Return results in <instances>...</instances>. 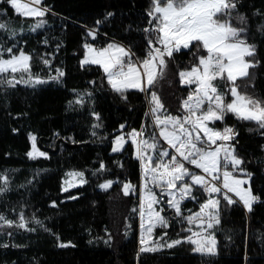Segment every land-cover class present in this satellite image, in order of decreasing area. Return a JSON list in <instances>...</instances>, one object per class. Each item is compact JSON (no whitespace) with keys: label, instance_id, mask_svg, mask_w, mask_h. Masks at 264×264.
<instances>
[{"label":"trees","instance_id":"16d2710c","mask_svg":"<svg viewBox=\"0 0 264 264\" xmlns=\"http://www.w3.org/2000/svg\"><path fill=\"white\" fill-rule=\"evenodd\" d=\"M43 6L50 9L42 18L46 23L31 31L35 19L24 18L9 4L0 3V23L17 33L12 37L0 30V44L5 48L15 44L13 52L22 49L30 54L31 71L46 81L35 86L0 84V174L9 177L8 190L0 193V214L18 222L23 212L28 221L27 228L0 227V264H264V129L255 122L238 120L231 113L215 122L216 129L228 126L238 133L231 141L234 155L243 161L239 168L251 174L252 193L259 197L250 211L237 199L231 205L221 200L220 223L211 228L216 252H195V245L187 242L141 252V171L137 169L131 140L121 154H111V138L118 134L117 123L124 125L128 133L144 129L143 139L158 133L159 128L148 113L146 97L137 98L139 94L132 90L123 95L115 92L99 65L82 66L81 61L85 43L100 48L117 43L143 58L147 38L143 29L150 27V2L43 0ZM240 17H244L243 23ZM231 24L245 28L243 38L255 46L254 56L248 57L255 67L236 85L241 93L264 100V0H238ZM89 31L95 33V38L88 35ZM193 51L182 49L173 58H166L163 77H158L149 90V94L156 92L164 110L172 116L183 115L182 101L191 91L181 84L178 73L194 62ZM44 59L50 63L45 65ZM56 69L64 75L58 80L50 79L57 75ZM215 84L220 91H226L223 81ZM76 119L82 121L91 139L68 138L67 124ZM32 134L47 157H28ZM157 139L170 154H175L162 138ZM80 151L83 164L76 169L84 173L86 183L63 191V176L70 169L68 153ZM107 180L114 181L112 186L107 190L99 188ZM129 182L137 191L125 195L123 185ZM154 190L159 195V189ZM192 195L195 200L189 198L181 203L184 216L199 211L200 204L210 198L200 186L193 189ZM161 199L165 203L158 206L164 208L162 214L168 227L154 229L153 239L165 232L161 243L191 235L185 231L187 221L168 207L170 197ZM192 227L194 231L197 228ZM61 243L69 246L60 247Z\"/></svg>","mask_w":264,"mask_h":264},{"label":"snow or ice","instance_id":"6c2138e0","mask_svg":"<svg viewBox=\"0 0 264 264\" xmlns=\"http://www.w3.org/2000/svg\"><path fill=\"white\" fill-rule=\"evenodd\" d=\"M149 2L147 23L150 27L143 29L147 34L146 53L143 58L136 57L131 49L116 43H109L101 48L85 43L83 47L86 52L81 65H99L106 75L108 84L121 95L130 89L149 94L157 78L163 77L167 59L173 58L174 53H179L182 49H194V62L178 73L181 84L191 89L187 98L182 101L183 115L168 114L156 92H150V114L159 132L153 133L149 139H143L144 129L140 131L133 129L115 138L112 151L122 150L123 145L128 142L125 139L126 135L131 139L136 158L141 162L143 195L139 206L140 251H156L187 242L195 245L193 248L195 252L214 254L216 248L214 236L211 233L202 236V233L194 231L192 226L207 231L213 228L214 224H219L221 200L231 205L238 202L234 198L238 197L239 202H242L249 211L252 203L259 200L251 191L249 184L251 174L239 168L243 161L234 155V147L227 143L234 140L238 133L228 126H224L222 130L214 127L215 122L223 121L224 117L231 113L238 120L255 122L259 129H264V100L241 93L236 85L238 79L249 75V68L255 67L252 61L246 60V57L254 56L255 46L243 38L245 28H237L231 24L232 12L236 9L238 0H149ZM0 3L9 4L24 18L35 19L36 23L30 28L31 31L44 26L46 21L42 18L50 11L43 6V0H0ZM240 20L243 23L244 17H240ZM0 30H6L12 37L17 35L14 29L4 23H0ZM88 35L95 38L92 31H89ZM14 47L15 44L6 48L0 44V84L14 87L16 83L33 86L45 83L46 81L31 71V55L22 49L13 52ZM5 54H8V58H5ZM43 63L48 65L50 62L44 59ZM56 72L57 75L50 79L58 80L64 75L59 69H56ZM9 75L11 79H8ZM217 80L225 83L226 91L218 89L215 84ZM124 98L126 99V96ZM210 124L213 126L210 127ZM123 127L124 125H121V129ZM157 137L162 138L171 149H174L175 154H170L167 147L161 146ZM35 140L36 137L33 136V150L27 153L28 157L32 159L47 157L46 152L36 147ZM182 161L195 166L204 174L191 171ZM103 167L101 165V169ZM237 172L248 176V179L241 178L235 174ZM67 176L71 179L65 180L67 186L63 191L67 192L70 188L86 183L83 172H69ZM76 178H79L78 184L74 182ZM8 183V175L0 174V193L8 190ZM113 183L114 181L108 180L99 187L107 190ZM149 184L152 187H149ZM245 184L249 186L245 188ZM196 186H200L210 198L200 204L199 211L184 216L181 203L185 199H196L192 195ZM153 188L159 189V195ZM136 191V186L130 182L123 185L125 195ZM211 194H216V198H211ZM164 196L170 197L166 203L169 208L174 209L175 215L187 221L189 227L185 231L191 235L161 243L167 235L165 232L153 239L154 229L168 227L167 218L161 215L164 208L160 207L157 210L154 207L165 203L161 199ZM70 198L76 199L75 196ZM35 223L41 222L35 220ZM27 224L23 212L19 214L18 222L0 214V227L27 228ZM149 244L151 246H148ZM59 246L67 247L69 244L61 243Z\"/></svg>","mask_w":264,"mask_h":264},{"label":"rangeland","instance_id":"374dc122","mask_svg":"<svg viewBox=\"0 0 264 264\" xmlns=\"http://www.w3.org/2000/svg\"><path fill=\"white\" fill-rule=\"evenodd\" d=\"M111 43H113V42H111ZM109 44V43H108ZM107 44V45H108ZM117 44V43H116ZM93 45V47H95V48H100V47H96V45H94V44H92ZM106 45V46H107ZM120 45V44H119ZM105 46V47H106ZM246 60H248V57H246ZM249 70H250V68L248 69V72H249ZM19 77L17 76V79H18ZM26 79H27V77H25ZM22 84H24V85H32V84H25V83H22ZM36 85V84H35ZM184 85V84H183ZM130 90H132L133 92H134V94L135 93H137V94H139V96H135L134 94V96L135 97H137V98H140V97H146V99H148V102H149V95L148 94H146V93H144V92H141V91H138V90H134V89H130ZM148 96V97H147ZM148 113L150 114V106H148ZM151 115V114H150ZM152 116V115H151ZM81 120H78V119H76V120H70L69 122H68V124H67V128H66V132L68 133L67 134V136H68V138L69 139H71V140H75V141H85V140H87V139H91L92 138V135L88 132V131H85V129H84V127H83V125H82V121L80 122ZM121 125L122 124H120V123H117L116 124V127H115V132H117L119 135H124V134H126V133H128V131H125L124 130V127H123V129H121ZM210 127H211V125H209ZM35 137V135H31L30 136V140H31V145L33 144V141H32V137ZM125 139L129 142V140H131L129 137H127L126 135H125ZM127 142V143H128ZM127 143L126 144H124L123 145V148H122V150H120V151H117V152H113L112 151V153L111 154H121L125 149H126V147H127ZM218 143H220L219 141H218ZM227 143H230L231 144V141L230 142H227ZM35 144H36V147L40 150V151H43V150H41L39 147H38V145H37V143H36V140H35ZM232 145V144H231ZM115 146V143L113 144V147ZM170 147V146H169ZM215 147V146H214ZM213 147V148H214ZM33 149H32V147H31V151H32ZM43 152H45V151H43ZM73 155V156H72ZM134 157H135V161L138 163V165H139V167H137V169H139L140 171H141V183H140V189H139V195H140V200H141V197H142V195H143V191H142V183H143V179H142V167H141V162L136 158V154H135V147H134ZM178 159H181L182 160V158H180V157H178ZM67 161L69 162V164H68V167L70 168V169H68V170H66V172H65V174H64V176H63V180H62V190H63V188L64 187H66L67 185L65 184V180L66 179H71L70 177H68L67 176V174L69 173V172H82V171H80V170H78V169H76V168H78L80 165H82L83 164V151H80V152H76V153H68V156H67ZM182 162H185V161H182ZM72 168V169H71ZM190 170L191 171H198V172H196V173H198V174H201V175H203L204 173H202V171L200 170V169H196L195 168V166H192L191 165V168H190ZM229 170H231V165H229ZM235 174H237V175H240L241 176V178H243V179H248V176H246V175H241V174H238V172L237 173H235ZM83 179L86 181V179H85V176L83 177ZM209 179H210V177H209ZM108 181V180H107ZM75 183H79V178H76V181H74ZM106 181H104V182H102L101 184H103V183H105ZM249 184H250V180H249ZM249 184H245L244 185V187L245 188H247L248 186H249ZM83 185V184H82ZM81 186V185H80ZM251 186V185H250ZM149 187H152V185L151 184H149ZM73 188H75V187H73ZM100 188V187H99ZM70 189H72V188H70ZM153 191H155L154 190V188H153ZM251 191H252V189H251ZM156 192V191H155ZM235 199H237L238 201H239V199H238V197H234ZM242 203V202H241ZM243 204V203H242ZM244 206V205H243ZM154 207H156L157 208V210H159V206L158 205H155ZM245 207V206H244ZM246 209H248L247 207H245ZM161 215H163L162 213H161ZM140 224H141V218H140ZM141 229V228H140ZM195 231H198V232H201L202 233V236H207L209 233H211L212 235H213V233H212V231H211V229H207V231H203L202 229H200V228H196L195 229ZM214 236V235H213ZM140 237H141V230H140ZM153 237H154V233H153ZM195 238V237H194ZM215 238V237H214ZM148 246H150V244L148 245ZM215 252H216V248H215Z\"/></svg>","mask_w":264,"mask_h":264},{"label":"built area","instance_id":"2783aa9c","mask_svg":"<svg viewBox=\"0 0 264 264\" xmlns=\"http://www.w3.org/2000/svg\"><path fill=\"white\" fill-rule=\"evenodd\" d=\"M117 136H120L119 134H114L113 136H112V138H111V142H112V144H114L115 143V138L117 137ZM206 193V192H205ZM207 195H209L208 193H206Z\"/></svg>","mask_w":264,"mask_h":264}]
</instances>
